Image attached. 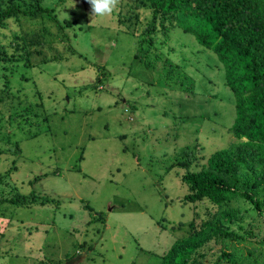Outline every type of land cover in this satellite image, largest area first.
I'll use <instances>...</instances> for the list:
<instances>
[{"label": "rangeland", "instance_id": "obj_1", "mask_svg": "<svg viewBox=\"0 0 264 264\" xmlns=\"http://www.w3.org/2000/svg\"><path fill=\"white\" fill-rule=\"evenodd\" d=\"M13 1L26 13L0 27V264H160L205 220L240 238H212L192 264H264L255 153L241 147L236 175L241 189L256 181L259 210L242 198L184 200L181 176L236 141L235 99L216 53L177 26L140 44L151 12L127 20V0L93 17L87 0H39L52 15ZM31 191L32 203L10 201Z\"/></svg>", "mask_w": 264, "mask_h": 264}, {"label": "trees", "instance_id": "obj_2", "mask_svg": "<svg viewBox=\"0 0 264 264\" xmlns=\"http://www.w3.org/2000/svg\"><path fill=\"white\" fill-rule=\"evenodd\" d=\"M127 1L133 10V13L127 14V20L135 22L137 9L141 7L149 8L151 12L150 21L138 40L140 44L153 46V33L158 29L164 32L177 26L191 33L200 45L216 53L224 68L225 83L234 95L235 118L230 129L236 141L211 153L205 168L181 176L188 187L184 200L195 202L206 198L216 205H226L242 198L259 210L261 201L253 192L256 181H243L242 184L249 188L241 189L236 173L247 160L241 147L255 153L264 166V0ZM7 3L4 7L0 5V27L6 18L26 13L20 3L13 0ZM30 5L35 13L52 15L53 9L41 7L39 0ZM22 49L27 53L25 45ZM28 54L25 60L29 58ZM10 201L26 205L36 201V195L31 191L28 196H15ZM53 201L45 196H40L38 200L41 204ZM233 212L232 208H226L222 210V215L232 222L236 218ZM214 237L240 238L219 221L205 220L188 236L173 241L161 256L160 264L197 262L196 253Z\"/></svg>", "mask_w": 264, "mask_h": 264}, {"label": "clouds", "instance_id": "obj_3", "mask_svg": "<svg viewBox=\"0 0 264 264\" xmlns=\"http://www.w3.org/2000/svg\"><path fill=\"white\" fill-rule=\"evenodd\" d=\"M90 5V16L110 15L119 3V0H87Z\"/></svg>", "mask_w": 264, "mask_h": 264}, {"label": "water", "instance_id": "obj_4", "mask_svg": "<svg viewBox=\"0 0 264 264\" xmlns=\"http://www.w3.org/2000/svg\"><path fill=\"white\" fill-rule=\"evenodd\" d=\"M76 259H68L64 264H73V262H75Z\"/></svg>", "mask_w": 264, "mask_h": 264}]
</instances>
